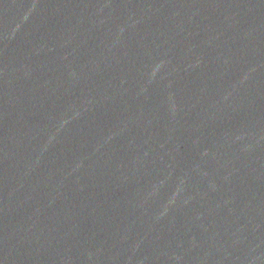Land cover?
<instances>
[{
  "label": "water",
  "instance_id": "obj_1",
  "mask_svg": "<svg viewBox=\"0 0 264 264\" xmlns=\"http://www.w3.org/2000/svg\"><path fill=\"white\" fill-rule=\"evenodd\" d=\"M0 264H264V0H0Z\"/></svg>",
  "mask_w": 264,
  "mask_h": 264
}]
</instances>
